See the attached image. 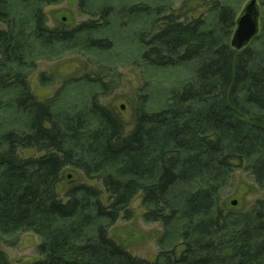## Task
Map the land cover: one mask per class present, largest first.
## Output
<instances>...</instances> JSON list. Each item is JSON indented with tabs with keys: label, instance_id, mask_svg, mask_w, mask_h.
Here are the masks:
<instances>
[{
	"label": "trees",
	"instance_id": "16d2710c",
	"mask_svg": "<svg viewBox=\"0 0 264 264\" xmlns=\"http://www.w3.org/2000/svg\"><path fill=\"white\" fill-rule=\"evenodd\" d=\"M60 1L0 0V236L39 235L30 264H264V9L236 49L237 0H208L192 18L164 1L77 0L88 18L51 27L45 6ZM68 53L93 65L39 98V60ZM128 53L168 77L160 92L139 89L129 130L101 100L121 87ZM67 167L102 187L72 180L62 198ZM237 169L263 192L246 211L221 206ZM139 194L144 220L164 227L153 259L109 235ZM0 264H14L2 250Z\"/></svg>",
	"mask_w": 264,
	"mask_h": 264
},
{
	"label": "rangeland",
	"instance_id": "374dc122",
	"mask_svg": "<svg viewBox=\"0 0 264 264\" xmlns=\"http://www.w3.org/2000/svg\"><path fill=\"white\" fill-rule=\"evenodd\" d=\"M154 1H164L169 7L179 11L188 18L197 17L202 12H205L206 7L204 4L208 2V0ZM247 1L237 0V2H242L241 9ZM258 2L260 8L263 10L264 0H258ZM45 12L51 27L64 24L67 28H71L88 18L86 14L79 12L77 0H61L60 3L47 5L45 6ZM4 27L5 25L0 23V28ZM124 58L123 61H119L118 63L119 70L123 74L121 87L112 95L103 97L101 100L119 112L129 130L132 127L133 108L139 89L145 82H149L150 89L154 90L155 93L160 92L164 88L168 77L165 74L160 75L157 71H151L145 66L135 64L130 58L129 53ZM91 65L93 64H91V61H88L86 56L78 53H68L61 58L53 60H39L36 71L30 76L33 91L41 99L51 97L67 80L80 77L91 68ZM41 72L51 75L53 83L46 86L42 85L39 81ZM72 180L102 187L100 182L90 180L82 170L67 167L63 172L62 181L57 186L58 194L64 199L70 186L69 182ZM262 194V190L253 180L252 176L243 169H237L230 185L222 195L221 206L225 210L246 211ZM233 200H237L236 205L232 204ZM131 208L133 209V217L129 220L120 218L109 229V235L132 254L153 259L160 250L159 239L164 233V227L161 222H146L144 220L143 213L145 207L142 204L140 194L133 199ZM176 241H178V235L173 230L166 239L165 246H170ZM39 243V235L32 231L22 232L15 236H0V250L6 252L14 264H30L40 259L41 256L37 252Z\"/></svg>",
	"mask_w": 264,
	"mask_h": 264
},
{
	"label": "water",
	"instance_id": "95a60500",
	"mask_svg": "<svg viewBox=\"0 0 264 264\" xmlns=\"http://www.w3.org/2000/svg\"><path fill=\"white\" fill-rule=\"evenodd\" d=\"M260 27V4L258 0H248L238 14L231 45L236 49L246 47L259 34ZM232 204L236 205L237 200Z\"/></svg>",
	"mask_w": 264,
	"mask_h": 264
}]
</instances>
